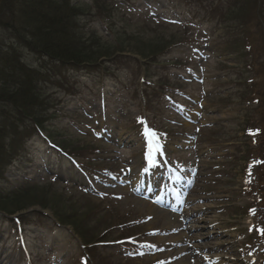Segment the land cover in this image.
I'll return each instance as SVG.
<instances>
[{"label":"rangeland","instance_id":"rangeland-1","mask_svg":"<svg viewBox=\"0 0 264 264\" xmlns=\"http://www.w3.org/2000/svg\"><path fill=\"white\" fill-rule=\"evenodd\" d=\"M73 1L85 8L81 20L86 30H97L116 49L123 44L126 55L113 56L117 62L106 68L77 74L58 67L60 76L67 71L80 81H70L66 88L41 82L45 97L56 101L45 132L67 152L64 144L79 145L84 155L76 158L81 164L60 157L34 131L31 165H14L4 189L30 178L42 192L48 188L59 197V204L77 211L87 206V212L98 206L94 217L102 218L103 225L96 238L106 234L104 241L109 242L87 249L91 256H107L114 264H212L192 244L201 250L209 245L231 260L260 248L261 258L254 264H264V162H259L264 158V73L257 71L264 61V45L253 58L245 57L242 47L228 48L231 43L258 44L260 30L250 14L264 18V8L255 9L252 2L257 0H210V6L185 0H130L133 8L118 3L116 11L99 16L92 0ZM151 15L165 20H149ZM260 40L264 44V34ZM159 42L161 50L148 60L136 52L141 43L151 49ZM19 55L32 68L51 66L34 51ZM5 61L0 47V66ZM249 61L255 64L253 71L245 66ZM250 79L254 84L247 83ZM5 109L0 105L2 112ZM145 120L163 135V147L151 141ZM248 128L260 131L257 144L248 142ZM179 129L183 135H178ZM190 136H196L193 148L179 149L177 145ZM151 149L174 155L169 158L173 170L191 166L193 175L185 176L190 188L182 197L193 206L181 217L195 216V222L182 231L175 226V218L181 219L178 213L127 183L130 175L142 180L145 173H163L155 159L152 164L147 159L151 168L144 161L145 150ZM249 152L253 161L246 173ZM156 177H150L152 183ZM42 202L39 199L33 209L49 218L25 226L24 239L6 215H0V264H91L73 226L60 225L52 209L39 205ZM247 224L250 229L244 228ZM238 229V238L249 237L240 245L249 247L246 253L236 247ZM175 235L178 240L172 241ZM126 238L129 242L122 241Z\"/></svg>","mask_w":264,"mask_h":264},{"label":"trees","instance_id":"trees-1","mask_svg":"<svg viewBox=\"0 0 264 264\" xmlns=\"http://www.w3.org/2000/svg\"><path fill=\"white\" fill-rule=\"evenodd\" d=\"M252 4L258 11L264 8V0H257ZM93 5L99 16L102 13L110 15L115 10L112 0H94ZM84 9L72 0H0V47L5 50L6 58L5 64L0 66V105L7 108L3 112L0 110V186L7 183L6 174L18 161H26L33 132L45 130L46 123L52 118L48 113L54 111L56 101L45 97L44 88L40 87L41 82L69 87L71 79L60 76L57 72L59 68L66 70L69 64L83 68L94 64L97 67L99 63L117 62L113 56L125 53L123 44L116 49L112 41H105L96 31L86 30L81 20L87 14ZM250 17L254 28L260 30L258 44L252 47L254 52L264 45L260 40L264 34V18L253 14ZM5 44H11V47ZM160 44L161 42L156 47L145 49V43H141L136 52L147 59L159 52ZM16 45L61 65L51 66L45 74L34 72L22 63ZM230 45L233 47L237 44ZM251 69H255L254 63L251 64ZM257 71L264 73V61ZM64 145L74 155H83L77 145ZM39 190V185L35 183H25L13 190L1 188L0 215L11 216L22 212L42 199L43 202L39 205L52 209L61 223L72 225L86 244L103 240V237L96 238L103 225L99 221L102 218L98 220L94 217L97 216L95 212L98 206L90 208L88 212L84 211L87 206L77 211L75 207L59 204V197L55 198L48 188H43L44 192ZM39 192L41 194L36 195ZM31 217L34 215H25L20 219L23 224L28 225L35 223ZM10 223L15 226L13 220ZM100 264H112V261L106 259Z\"/></svg>","mask_w":264,"mask_h":264},{"label":"bare ground","instance_id":"bare-ground-1","mask_svg":"<svg viewBox=\"0 0 264 264\" xmlns=\"http://www.w3.org/2000/svg\"><path fill=\"white\" fill-rule=\"evenodd\" d=\"M137 182H138V180H137ZM137 184V183H136ZM138 187H139V185H138ZM132 188H133V186H132ZM134 189V188H133ZM175 226L176 227H179V226H181L182 224H183V221H181V220H177L176 218H175ZM168 223H170L169 221H168ZM182 234V233H181ZM178 240V237L175 235L173 238H172V241H177ZM192 247H194L195 248V250H197L196 252L197 253H202L201 255L204 257V258H206L207 259V261H209L210 263H212V264H216L217 263V261L219 262V255H217V254H215V253H213L211 250H210V247H208L207 245L206 246H203V247H205V249H208L209 251H206V252H204L203 250H199V246L198 245H196V244H192L191 245ZM204 253V254H203Z\"/></svg>","mask_w":264,"mask_h":264}]
</instances>
